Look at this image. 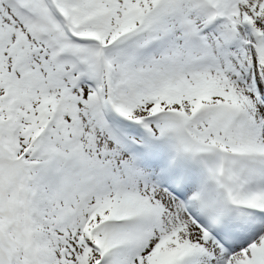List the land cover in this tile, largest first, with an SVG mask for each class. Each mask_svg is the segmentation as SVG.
<instances>
[{"label": "snow or ice", "instance_id": "obj_1", "mask_svg": "<svg viewBox=\"0 0 264 264\" xmlns=\"http://www.w3.org/2000/svg\"><path fill=\"white\" fill-rule=\"evenodd\" d=\"M0 264H264V0H0Z\"/></svg>", "mask_w": 264, "mask_h": 264}]
</instances>
